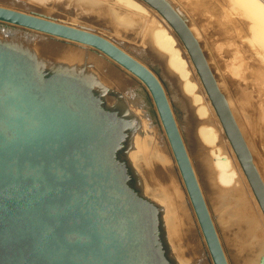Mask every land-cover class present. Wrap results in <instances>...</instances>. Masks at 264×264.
Instances as JSON below:
<instances>
[{
  "label": "water",
  "instance_id": "obj_1",
  "mask_svg": "<svg viewBox=\"0 0 264 264\" xmlns=\"http://www.w3.org/2000/svg\"><path fill=\"white\" fill-rule=\"evenodd\" d=\"M144 1L187 49L264 217V184L197 40L165 0ZM0 19L93 46L141 77L212 261L228 264L154 70L92 32L1 6ZM0 32V264H177L162 207L142 192L126 156L139 119L124 110L122 93L98 80L91 62L36 51L34 33Z\"/></svg>",
  "mask_w": 264,
  "mask_h": 264
},
{
  "label": "bare ground",
  "instance_id": "obj_2",
  "mask_svg": "<svg viewBox=\"0 0 264 264\" xmlns=\"http://www.w3.org/2000/svg\"><path fill=\"white\" fill-rule=\"evenodd\" d=\"M116 1L117 2L109 0H0V6L27 14L31 12L42 16L43 19L47 18L56 23H62L83 31L95 33L111 41L114 45L134 57L143 65L145 64L141 62L139 57L147 56L151 62H157L160 65L166 62L170 68L176 71V75L172 73L171 75H164L173 93L172 100L178 106L179 112L183 115V131H181L182 129L180 128L178 131H180L179 134L181 133L180 136L186 151L189 153V149L197 148L199 137L207 142L215 143L210 150L212 158L207 159L205 156L201 157V155L198 154V156L194 153L195 157H198L195 158L196 161L192 166L203 197L207 201L206 196H211V194H213V190L212 192L208 191L210 187L209 183H219L220 185L228 186L231 184L233 176L237 173L241 176V171L232 157L229 147L230 143L228 144L229 141L225 135L224 129L222 125L220 127L218 120L215 118L213 112L214 108L211 104L209 95L197 71H195L196 68L187 49L183 47L176 32L165 19L158 14L155 9V11H153V9L151 10L144 0ZM165 1L178 13L170 0ZM242 1L259 16V31L264 35V0ZM119 2H121L122 5H119ZM149 10L152 12V15L149 14L150 18L148 22L150 26L145 33V39L141 40V38L144 37L142 32L145 31L147 26L146 15L150 13ZM44 12L52 14L49 15ZM179 15L187 25L183 16L181 14ZM68 18L72 19L74 22H67L66 19ZM0 22L27 28L6 20L0 19ZM97 28L98 30H104V36L96 32ZM27 29H29V31H35L36 34L34 33V38L42 42L40 46L41 53L47 54L48 56L51 55L55 58L64 57L68 60L78 58L89 59L93 62L91 64H93L94 69L97 70L98 75L101 76L103 81L126 92L128 99L125 101L126 107L124 110L132 117L139 119V126L136 127L135 131H133L129 137L126 152V156L137 174L138 185L145 195L154 199L162 207L161 217L165 231L169 235V239H171V241L173 240L178 248L180 247V243L184 245V247L178 249L180 253L186 254L188 256L186 259H192L196 264H214L161 121L162 128L156 129L152 125L151 119L146 116L147 111L144 112L143 110L131 108L132 106L130 107V105L136 103L142 106L140 97L135 94V87L137 84L134 82L133 78L140 82L151 96L148 87L141 77L93 46L74 41L81 47V50L72 47L68 48V46L61 45L60 43L48 41L47 36H44L49 35L48 33L30 28ZM17 30L21 31L20 29ZM51 37L64 41H73L56 35H51ZM194 38L196 39L195 36ZM197 43L199 44L198 41ZM90 47L95 49L97 55L88 53L87 48ZM101 57L113 64L116 68H123L122 70H125L129 76L124 75L112 65L103 61ZM207 65L209 67L208 63ZM214 79L218 87V80L215 77ZM218 89L220 91L219 87ZM220 92L223 94L231 112L229 98H226L222 91ZM167 101L170 103L168 98ZM143 127L148 133L143 137H139L137 132ZM230 158L233 165L230 162ZM209 213L219 240L222 243V237L218 231V225L213 213L210 210ZM220 222L222 221L219 220V224L221 225ZM183 229L186 231H183ZM185 237L188 241L187 245L182 241L185 240ZM249 247L247 248L249 249ZM223 251L228 264H239L236 262V256L234 257L233 254L225 251L224 246ZM170 253L173 258H175L177 264H185L183 261L176 258L173 252L170 251ZM261 255H264V249L256 256V259H258V263L256 264H259Z\"/></svg>",
  "mask_w": 264,
  "mask_h": 264
},
{
  "label": "rangeland",
  "instance_id": "obj_3",
  "mask_svg": "<svg viewBox=\"0 0 264 264\" xmlns=\"http://www.w3.org/2000/svg\"><path fill=\"white\" fill-rule=\"evenodd\" d=\"M109 1L117 2L116 0ZM170 1L178 13L183 16L189 29L199 42L203 56L206 58L211 69L210 71L213 73V77L218 80L220 91L225 94L226 98H229V106L233 118L249 149L252 163L264 184V35L259 31V16L247 7L242 0ZM118 4L122 5L121 2ZM145 8L148 9L147 7ZM150 9L152 10L153 8L150 7ZM153 11L155 10L153 9ZM149 12L150 13L146 15V29L142 32L144 37H142L141 40L145 39V33L150 26L148 21L152 12L150 10ZM46 14L51 15L52 13ZM153 17L155 18L154 15ZM66 21L74 22L70 18L66 19ZM0 25L5 26V28L6 26L11 27L13 30L20 29V32L25 31L36 34L33 30L29 31L27 28L17 27L12 24L0 22ZM96 32L103 35L104 30H98L97 28ZM44 36H47V38L49 37L48 35ZM36 41L35 49L40 52L42 42L39 39H36ZM48 41L53 42V40L50 39H48ZM54 42L68 46V48L72 47L81 50V47L74 41H64L54 38ZM87 50L88 53L97 55L94 48L90 47L87 48ZM49 56L52 57L51 55ZM60 59V61L68 60L64 57H60ZM101 59L109 65H112L124 75L129 76L125 70H122L123 68H116L106 59L102 57ZM139 59L146 66H150L154 70L163 84L167 98L171 103L169 104L177 127L179 126L178 129L180 128L182 129L181 131H183V115L179 112L178 106L172 100L173 93L164 75H171V73L176 75L177 72L170 68L166 62L160 65L157 62H151L147 56H140ZM84 60L86 59H76L78 65L83 64ZM87 60V64H90L89 62L93 63L91 60ZM68 61L74 62L73 60ZM87 69L90 72L93 71V74H95L98 80L103 84H107L122 93L124 101L128 99V95L125 91L103 81L96 69L91 66L89 67V65H87ZM133 80L137 84L135 87V94L140 97L143 107L140 106L139 103L130 105V107L132 106L131 108L143 110L144 112L147 111L146 116L151 119L152 125L156 129H161L162 125L150 94L140 82L134 78ZM213 112L221 127L220 121L214 110ZM141 130L137 132L139 137H143L148 133L144 127L141 128ZM214 145L215 143L207 142L199 137L197 148L189 149V153L187 151L192 166L196 161L195 158L199 155H201V157L205 156L207 159L212 158L210 150ZM229 147L232 157L241 171V176H239L238 173L233 176L232 182L228 186L220 185L219 183H209L210 187L208 191L212 192L213 190V194H211V196H206L207 201H205L208 209L213 213L216 220L218 231L222 237L223 245L222 243L221 245L222 247L224 246L225 251L233 254L234 257L236 256V262L239 264H256L258 263L256 256L264 249V217L230 144ZM194 153L195 155H199L195 157ZM231 164L233 165V162H231ZM134 182L136 185V179ZM219 220L222 221L220 222L221 225L219 224ZM192 226L194 228L193 223ZM183 231L186 230L183 229ZM182 241L187 245L188 241L186 237L185 240ZM167 242L169 244V249H171L170 251L175 254L176 258L183 261L185 264H196L192 259L187 260L186 258H188V256L186 254H181L178 250L180 247H184V245H182L183 243H180V247L178 248L177 244L169 239L168 234ZM247 247H249V249Z\"/></svg>",
  "mask_w": 264,
  "mask_h": 264
},
{
  "label": "flooded vegetation",
  "instance_id": "obj_4",
  "mask_svg": "<svg viewBox=\"0 0 264 264\" xmlns=\"http://www.w3.org/2000/svg\"><path fill=\"white\" fill-rule=\"evenodd\" d=\"M132 184L134 185V181L132 182Z\"/></svg>",
  "mask_w": 264,
  "mask_h": 264
}]
</instances>
